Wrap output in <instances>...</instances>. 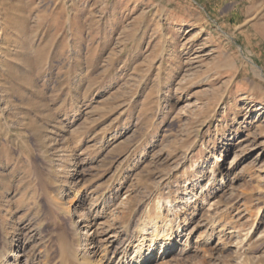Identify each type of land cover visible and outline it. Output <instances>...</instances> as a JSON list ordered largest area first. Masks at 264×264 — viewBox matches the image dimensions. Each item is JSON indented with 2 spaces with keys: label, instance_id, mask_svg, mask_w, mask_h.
Listing matches in <instances>:
<instances>
[{
  "label": "rangeland",
  "instance_id": "374dc122",
  "mask_svg": "<svg viewBox=\"0 0 264 264\" xmlns=\"http://www.w3.org/2000/svg\"><path fill=\"white\" fill-rule=\"evenodd\" d=\"M146 212L148 264H264V0H0V264Z\"/></svg>",
  "mask_w": 264,
  "mask_h": 264
},
{
  "label": "bare ground",
  "instance_id": "6f19581e",
  "mask_svg": "<svg viewBox=\"0 0 264 264\" xmlns=\"http://www.w3.org/2000/svg\"><path fill=\"white\" fill-rule=\"evenodd\" d=\"M259 75L261 76V72ZM203 174H198L197 182L203 181ZM160 217L155 220L151 219V214L146 212L141 222L136 225L133 235L123 243L120 248H116L113 255L118 256L119 264L121 261L130 260L128 264H148L155 259H162L170 252L175 250V246L179 243L178 238L181 235H176L175 230L166 226L165 223H161ZM82 228H90L85 221L80 222ZM85 238V247L83 257H80L74 244L66 238L62 241V245L59 250V264H112V260L108 258V255L113 251L117 240V236L111 235L110 237L103 239L102 241H92L91 234L83 232ZM87 243L92 245L94 249L92 257L91 253L87 251ZM133 250V253H131Z\"/></svg>",
  "mask_w": 264,
  "mask_h": 264
}]
</instances>
